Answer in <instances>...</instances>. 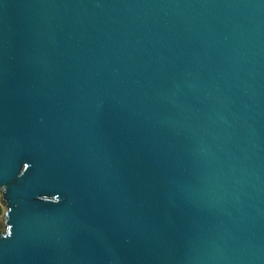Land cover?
Instances as JSON below:
<instances>
[{
  "label": "water",
  "instance_id": "95a60500",
  "mask_svg": "<svg viewBox=\"0 0 264 264\" xmlns=\"http://www.w3.org/2000/svg\"><path fill=\"white\" fill-rule=\"evenodd\" d=\"M0 187V264H264V0H0Z\"/></svg>",
  "mask_w": 264,
  "mask_h": 264
},
{
  "label": "rangeland",
  "instance_id": "374dc122",
  "mask_svg": "<svg viewBox=\"0 0 264 264\" xmlns=\"http://www.w3.org/2000/svg\"><path fill=\"white\" fill-rule=\"evenodd\" d=\"M5 189L4 187H0V230L2 234H6L8 232V223H7V204L4 199Z\"/></svg>",
  "mask_w": 264,
  "mask_h": 264
},
{
  "label": "trees",
  "instance_id": "16d2710c",
  "mask_svg": "<svg viewBox=\"0 0 264 264\" xmlns=\"http://www.w3.org/2000/svg\"><path fill=\"white\" fill-rule=\"evenodd\" d=\"M0 212H1V207H0Z\"/></svg>",
  "mask_w": 264,
  "mask_h": 264
},
{
  "label": "snow or ice",
  "instance_id": "6c2138e0",
  "mask_svg": "<svg viewBox=\"0 0 264 264\" xmlns=\"http://www.w3.org/2000/svg\"><path fill=\"white\" fill-rule=\"evenodd\" d=\"M5 239H7V238H5Z\"/></svg>",
  "mask_w": 264,
  "mask_h": 264
}]
</instances>
